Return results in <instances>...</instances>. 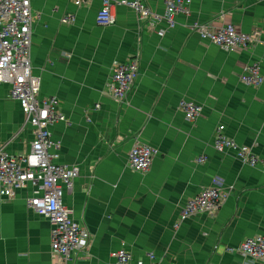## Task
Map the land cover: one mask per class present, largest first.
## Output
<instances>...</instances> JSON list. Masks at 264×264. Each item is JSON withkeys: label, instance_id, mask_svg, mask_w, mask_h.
<instances>
[{"label": "crops", "instance_id": "1", "mask_svg": "<svg viewBox=\"0 0 264 264\" xmlns=\"http://www.w3.org/2000/svg\"><path fill=\"white\" fill-rule=\"evenodd\" d=\"M142 2L151 12L147 21L118 5L115 22L100 26L101 0L81 6L30 0L38 97H57L67 119L50 126L60 144L54 161L79 169L72 189H62V203L88 229L90 242L70 261L54 255L50 223L27 205L29 185L0 195V264H116L110 253L122 247L133 260L154 252L161 264H243L227 247L264 235V79L260 86L239 79L251 63L264 77V0H191L190 14L176 15L173 27L164 19L151 23L165 13V0ZM67 13L72 23L61 22ZM196 23H230L256 32L259 41L226 50L203 41ZM134 56L138 77L117 101L110 91L113 68ZM180 100L199 105L201 115L187 121ZM220 125L226 137L251 148L257 165L215 149ZM33 130L0 84V149L28 153ZM135 137L156 151L145 172L127 166ZM214 178L225 194L218 210L180 221V208Z\"/></svg>", "mask_w": 264, "mask_h": 264}, {"label": "built area", "instance_id": "2", "mask_svg": "<svg viewBox=\"0 0 264 264\" xmlns=\"http://www.w3.org/2000/svg\"><path fill=\"white\" fill-rule=\"evenodd\" d=\"M77 6L92 0H72ZM143 0H101V8L96 16V23L109 26L115 22V8L126 5L134 9L147 21L151 12ZM191 0H165V13L153 15L151 23L164 19L170 27L176 23L178 14H190ZM75 17L67 13L61 18L62 23H72ZM33 15L30 0H0V84L9 87V96L20 103L25 121L34 129V139L30 151L26 154L12 155L0 149V195L12 196L14 191L32 187L27 205L39 216L47 219L51 225L52 253L63 262L85 253L89 246L90 233L85 226L71 220L69 210L62 203L63 188L72 189L74 180L79 176L76 166L58 164L60 144L51 137L50 126L56 122H66L65 115L59 109L57 97L40 99L39 80L32 74L30 49L32 40ZM193 28L203 41L223 49L248 47L258 43L256 32L243 33L233 24L210 27L196 23ZM139 73L138 57L117 63L112 71L110 91L113 99L123 101L134 85ZM246 85L260 86L263 83L258 63H251L239 77ZM187 121L193 122L201 115L202 108L193 101L180 100ZM224 126L216 128L213 145L218 151L230 150L244 163L255 166L259 159L247 145H240L226 137ZM155 149L144 143L139 137L134 138L127 155V166L131 171L145 172L152 163ZM200 162L204 157H200ZM225 198L222 193V181L214 178L212 184L203 188L197 195L188 199L180 209V219H186L202 213L213 214ZM228 252L242 257L243 264L264 263V235L244 238L236 247H228ZM110 257L116 264H161L155 254L148 252L145 259L132 260V255L123 247L112 251Z\"/></svg>", "mask_w": 264, "mask_h": 264}, {"label": "rangeland", "instance_id": "3", "mask_svg": "<svg viewBox=\"0 0 264 264\" xmlns=\"http://www.w3.org/2000/svg\"><path fill=\"white\" fill-rule=\"evenodd\" d=\"M132 147V146H131ZM131 149V148H130ZM130 151V150H129ZM129 153V152H128ZM13 196V195H12ZM9 197H11V196H9ZM181 209V208H180ZM33 211V210H32ZM180 211V210H179ZM70 217H71V215H70ZM72 221H73V219H71ZM179 220L181 221V219H180V212H179ZM49 222V221H48ZM73 222H75V221H73ZM50 223V222H49ZM76 223V222H75ZM79 224V223H78ZM79 225H81V224H79ZM50 226H51V229H53L52 228V225H51V223H50ZM81 226H83V225H81ZM50 235H51V232H50ZM241 243V242H240ZM228 248V247H227ZM51 250H52V245H51ZM153 254H155L154 252H152ZM155 256L157 257V259H160L161 261H162V258L160 257V256H157L156 254H155ZM133 260V259H132Z\"/></svg>", "mask_w": 264, "mask_h": 264}]
</instances>
